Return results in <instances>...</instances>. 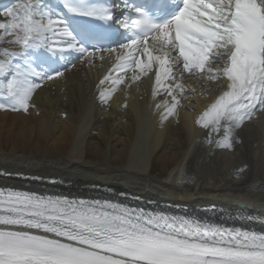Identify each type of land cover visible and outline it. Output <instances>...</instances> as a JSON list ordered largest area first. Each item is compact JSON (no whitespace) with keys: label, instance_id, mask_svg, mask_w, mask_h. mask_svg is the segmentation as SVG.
Listing matches in <instances>:
<instances>
[{"label":"snow or ice","instance_id":"obj_1","mask_svg":"<svg viewBox=\"0 0 264 264\" xmlns=\"http://www.w3.org/2000/svg\"><path fill=\"white\" fill-rule=\"evenodd\" d=\"M63 7L105 23L114 22L118 9V22L131 35L118 48L89 44L103 40V34L74 27L65 17L53 19L55 13L45 11L43 0H17L0 13V45H9L0 46V109L27 112L34 106L35 90L63 75L17 60L27 61L32 51L48 49L56 55L66 48L89 64L103 60L105 52L115 54L113 69L130 72L132 82L154 71L153 97L163 89L172 101L170 107L164 101L162 121L179 104L175 91L184 90L179 82L165 81L185 72L219 81L223 90L196 120L209 130L207 142L218 148L231 150L235 130L264 111V0H152L140 5L121 0L116 6L63 0ZM49 34L57 38V47L49 46ZM109 79L106 75L100 84ZM111 82L122 84L124 76ZM99 96L107 102L104 91ZM214 134L219 138L213 140ZM0 264H264V231L108 200L0 190Z\"/></svg>","mask_w":264,"mask_h":264},{"label":"bare ground","instance_id":"obj_2","mask_svg":"<svg viewBox=\"0 0 264 264\" xmlns=\"http://www.w3.org/2000/svg\"><path fill=\"white\" fill-rule=\"evenodd\" d=\"M110 61H85L45 80L27 112L0 109V185L264 231V111L235 130L231 150L218 148L196 120L223 90L219 81L183 83L193 103L177 97L174 115L162 121L167 92L153 97L143 76L101 85Z\"/></svg>","mask_w":264,"mask_h":264}]
</instances>
